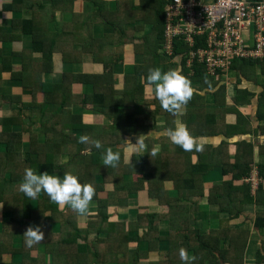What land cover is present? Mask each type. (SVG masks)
Here are the masks:
<instances>
[{
	"label": "crops",
	"instance_id": "crops-1",
	"mask_svg": "<svg viewBox=\"0 0 264 264\" xmlns=\"http://www.w3.org/2000/svg\"><path fill=\"white\" fill-rule=\"evenodd\" d=\"M8 2L0 0V263L184 264L180 249L193 257L185 240L192 245L189 236L198 230L213 235L230 264H264V225L257 224L258 217H264V173L263 181L256 189L249 186L247 195L245 188L234 189L247 187L244 176L236 178L231 167L227 171L224 167L248 150L251 167L264 165V59L245 64L244 71L236 66L215 75L206 72L211 82L207 86L191 80L194 95L177 116L162 109L146 82L150 68L167 71L168 64L182 73L187 68L188 76L193 73L189 51L176 50V40L168 43L154 31L162 0H22L14 10L4 7ZM22 19L37 21L38 46H34V35L24 31ZM113 22L124 26L126 40L117 35L106 46H85L90 34L104 38L113 33ZM147 35L154 55L142 43ZM42 38L44 46H40ZM49 38L58 39L50 54ZM244 38L253 43L254 29L245 31ZM94 49L102 50L100 58ZM44 84L61 86L58 91L50 87L48 94ZM179 122L203 146L184 160L175 151L180 146L164 134ZM148 132L142 152L124 141L131 137L135 142L136 136ZM81 135L90 138L89 143H81L82 154L92 155L95 165H104V154L94 152L95 140L118 149L125 166L153 148L185 168L200 165L205 153L222 150L223 155L210 158L208 162L213 163L204 172L194 173L197 181L188 192L173 180H163L161 172L140 174L134 166L125 180L144 176L147 185L106 206L99 198L110 199L114 186L98 173L96 180L104 187H99V197L93 198L86 215H78L70 206L61 210L43 192L30 200L19 191L24 170L36 171L39 159L62 167L70 164L72 142H79ZM149 177L163 180L167 203L160 201L157 188L149 187ZM229 180L233 188L224 185ZM218 199L220 203L223 199L224 207ZM42 204L46 209L33 226H41L45 240L27 247L23 233L31 212ZM146 213L162 216L156 235L154 230L145 237L148 227L138 223ZM77 231L81 233L75 240ZM200 254L196 264L223 263H212Z\"/></svg>",
	"mask_w": 264,
	"mask_h": 264
},
{
	"label": "trees",
	"instance_id": "trees-1",
	"mask_svg": "<svg viewBox=\"0 0 264 264\" xmlns=\"http://www.w3.org/2000/svg\"><path fill=\"white\" fill-rule=\"evenodd\" d=\"M22 0H11V2H8L7 4H5L4 7H6L7 9H11L14 10L15 8H17L16 6L19 5V3ZM167 0H162L161 2V9H160V15L158 16L155 26H154V31L158 32V36L163 40L165 38V24H166V5H167ZM166 4V5H165ZM35 5V4H34ZM165 6V8H164ZM118 13V12H117ZM120 16V15H119ZM33 19V18H32ZM30 20V19H22L20 20V22L23 23V29L25 32L28 33H32V35H34V46H38L36 44V37L35 35L38 33V30L35 27V22H37L35 19L34 20ZM124 21V18H123ZM114 26V32L111 34H107L104 38H96L94 37L92 34H90L88 36V41H86V45L85 46H89L90 48H92V46L94 47H99V46H106L108 41L110 40V38L112 36L116 37L117 35L121 36V39L124 41L127 39V35L125 34V28L124 26H117L116 22H113ZM32 25V27H31ZM40 32V30H39ZM123 36V37H122ZM197 42L194 46H190L187 44V42L185 41V38H176V42L175 45L176 50L180 51V52H185V54H187V52L191 49V48H196L199 45L205 46V35H197ZM149 38L150 35H147L144 40H143V44L147 45L146 46V52L149 55H154L155 54V50H153L150 47V43H149ZM166 39V38H165ZM58 42V39L55 38H49L48 39V46H50V48L48 49V53H52L54 46H56ZM141 44V45H143ZM40 46H44V40L43 38L40 40ZM142 47V46H140ZM94 53H95V57L98 59V57L100 58V56H102V50L100 49H94ZM105 56V54H104ZM107 56V55H106ZM109 57V56H107ZM149 60H152V58H150ZM259 60L256 59H234L231 63V68H235L237 66V68L241 71H244V65H250L251 63L254 62H258ZM168 66L174 68L175 65L174 64H168L166 65V68L168 70ZM192 69H193V73L192 75L188 76V72L189 70L183 69V74L186 75L190 80H200V82L202 83V85L207 86L209 85L210 82V77L206 74L205 68L204 66H202L201 64L197 63L196 61L192 63ZM170 69V68H169ZM219 72V71H218ZM217 72V73H218ZM209 79V80H208ZM61 85L58 84H52V85H48V84H44L43 87L45 89V91L49 94V89L50 87H52L53 91H58V88ZM51 92V91H50ZM100 94H97V97ZM96 98V97H95ZM97 102L98 99H97ZM195 113V111H190V115H193ZM108 138V134L103 135L100 137V139H102V141H105ZM72 147H71V151H69V148H67V150L72 154V161L70 164L66 165L65 167H62L60 165H55L51 160L46 159L47 161H42V159H39L37 161V170L36 172H44L47 171L50 174H57L59 175L61 178L63 177V174L66 171H71L70 169L73 168V174L78 176L79 181L83 184V183H91L95 189H96V193L94 195L93 198H97L99 197L98 195V190L99 187L103 188L104 187V183H98L96 180V176L98 173H102L105 175V182H111L114 186V192L111 194L110 199H101L99 198V202L101 205H107L108 202H110V200L118 198V197H124L129 195V193H134L137 192L139 189L144 188L147 185V179L144 178V176L138 178V179H132V180H125L124 175L126 173H131L133 171V167L134 166H138L137 168L140 171V174H145L146 171H150V172H161L163 175V180L164 179H170L173 180L176 187H178L181 191L183 190V192H188V189L191 187V185H194L197 181V179L194 177V173L195 172H204L206 170V168L204 167H209V164H212L213 162L209 163L208 160L210 158H220L223 155V151L220 150L217 152H210L208 153H203L204 158L202 157V161L200 165H193L190 168H185V167H181V165L173 160L170 159V157H168L167 155H161L158 154L150 157L149 154H144V155H138V156H134L135 158V162H132V164H130L129 166H125L123 163H121V161L118 163V165L116 167H105L104 165H95L93 164V157L92 155H83L82 152L84 150L83 145L80 142H77L76 140H74L72 142ZM82 145V146H81ZM108 147H111L110 145L108 146H103L101 149H96L95 147H93L94 152L97 154H104L106 152V149ZM113 149V151H119L118 149L111 147ZM62 149V148H61ZM60 149V150H61ZM177 154L183 155V160L188 158V156L191 155V152H187L184 151L181 147H179L178 149L175 150ZM59 152V150H58ZM208 155L210 156L208 158ZM243 157L239 158L238 160H236V162L233 165H228V164H224V167L227 171V169L229 167L232 168V172H233V176L236 178H240L242 176H245L249 173V171L251 170V164H252V156H251V151L248 150L245 152V154L243 153ZM213 161V160H212ZM187 166L191 165L190 162L186 163ZM190 169V170H189ZM260 172L263 174L264 173V165L262 167H260ZM163 180H158L154 177H149L148 178V182H149V187L150 188H157L159 190L160 193V201L161 202H166L169 200L168 197L166 196L167 194V190L165 188V186L163 185ZM232 180L227 181L224 185L230 188H233L232 185ZM224 186V189H225ZM247 187H245L244 185L242 187H238V188H234V189H243L244 188L247 190V195L249 193V185H246ZM225 191V190H224ZM215 193V192H214ZM45 195V199L50 201V198ZM252 197H250L251 199ZM211 200H213L212 198H210ZM219 201V199H218ZM220 203V201H219ZM221 207H224L223 205V199L220 203ZM46 206H44L43 204L40 205L39 209L36 212H31V219L30 221L27 223V225L29 226L30 224L33 225L34 220H36V216L39 215L41 217V215L43 214V212L45 211ZM56 208H52V210H54ZM57 210V209H56ZM100 213L102 218H105L107 216L105 209H101ZM160 213H146L145 215L142 216V219L140 217V221L138 222L139 224H144L148 227L147 233L145 234V237L153 234L154 230H155V234H157V230L159 229V220L162 217L161 215L159 216ZM234 214H237L236 212H234ZM258 221L257 224L259 226H263L264 224V217H258ZM263 222V223H262ZM81 231H77L73 234V237H75V240L78 239L79 235H80ZM213 235H204V234H200L198 232V230H194L193 234H190L189 239L190 242H192V245H188L189 240H185V243L187 245L188 248L192 249V256L195 257V260L193 261L192 264H196L198 262L199 256L202 255L200 253H203V255H206V257L208 256V258L210 259V261L212 263L214 262H223L222 264H227V263H232L231 259L228 260L227 257H225V254L222 252V250H219L216 244V241L214 242L213 240ZM217 245V246H216ZM232 248H235L234 246H232ZM218 251L220 254L218 255H214V252ZM97 253H99V250L96 251ZM200 254V255H198ZM220 258V259H218ZM2 264V263H0Z\"/></svg>",
	"mask_w": 264,
	"mask_h": 264
},
{
	"label": "built area",
	"instance_id": "built-area-1",
	"mask_svg": "<svg viewBox=\"0 0 264 264\" xmlns=\"http://www.w3.org/2000/svg\"><path fill=\"white\" fill-rule=\"evenodd\" d=\"M251 28L253 43L244 38ZM197 35H205L206 44L191 48L188 55L208 74L228 70L234 59H264V0H168V43L182 37L194 46ZM243 181L256 189L263 181L260 169L252 167Z\"/></svg>",
	"mask_w": 264,
	"mask_h": 264
},
{
	"label": "clouds",
	"instance_id": "clouds-1",
	"mask_svg": "<svg viewBox=\"0 0 264 264\" xmlns=\"http://www.w3.org/2000/svg\"><path fill=\"white\" fill-rule=\"evenodd\" d=\"M144 79L142 77V80ZM146 82L153 91L155 98L160 102L162 109L173 115H182L194 95L191 80L182 73L180 68H170L167 71H163L160 67L150 68ZM164 134L173 144L180 146L184 151L203 150L198 138L194 137L187 125L182 122L177 123L174 128L167 129ZM149 135L150 132L146 135L141 133L135 137V142H133L131 137L125 138L124 141L129 145H134L136 152H142L145 148V140ZM89 140L90 138L87 135L79 137V142L82 144L89 143ZM92 144L96 149L103 147L99 140L92 141ZM157 152L158 149L153 148L148 154L153 157L157 155ZM120 160L121 153L119 151H113L111 147L106 149L103 155L105 167L114 168ZM19 191L24 193L30 200L36 199L43 192L61 210L65 206H70L78 215L88 214L90 203L96 193V189L91 183L82 184L78 176L73 174L72 171H66L61 178L59 175L50 174L47 171L37 173L31 167L24 170L23 181L19 185ZM2 206L0 205V207ZM44 215L49 216L48 214ZM23 237L25 245L32 247L45 240V233L41 226L30 224L24 231ZM180 259L184 264H191L195 257L193 256L190 259L188 252L181 248Z\"/></svg>",
	"mask_w": 264,
	"mask_h": 264
}]
</instances>
